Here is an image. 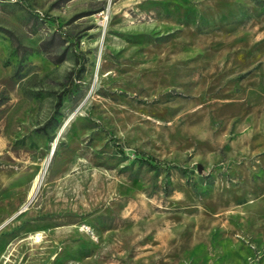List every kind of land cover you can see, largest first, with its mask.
<instances>
[{"label": "rangeland", "instance_id": "obj_1", "mask_svg": "<svg viewBox=\"0 0 264 264\" xmlns=\"http://www.w3.org/2000/svg\"><path fill=\"white\" fill-rule=\"evenodd\" d=\"M0 264H264V0H0Z\"/></svg>", "mask_w": 264, "mask_h": 264}, {"label": "trees", "instance_id": "obj_2", "mask_svg": "<svg viewBox=\"0 0 264 264\" xmlns=\"http://www.w3.org/2000/svg\"><path fill=\"white\" fill-rule=\"evenodd\" d=\"M16 43H17V41H16ZM31 51H27V50H24V52H23V55H22V57H21V59L23 60V59H25L26 58V56H27V54L28 53H30ZM50 122V121H49ZM148 162V161H147ZM149 165L151 166V167H155L156 165L155 164H153V163H150L149 162Z\"/></svg>", "mask_w": 264, "mask_h": 264}, {"label": "bare ground", "instance_id": "obj_3", "mask_svg": "<svg viewBox=\"0 0 264 264\" xmlns=\"http://www.w3.org/2000/svg\"><path fill=\"white\" fill-rule=\"evenodd\" d=\"M44 172L45 170L37 177V181L36 183L39 184V182L42 180L43 176H44ZM36 186V185H35ZM36 190V189H35Z\"/></svg>", "mask_w": 264, "mask_h": 264}, {"label": "built area", "instance_id": "obj_4", "mask_svg": "<svg viewBox=\"0 0 264 264\" xmlns=\"http://www.w3.org/2000/svg\"><path fill=\"white\" fill-rule=\"evenodd\" d=\"M8 1H10V0H8ZM13 1V0H12ZM16 1V0H15Z\"/></svg>", "mask_w": 264, "mask_h": 264}]
</instances>
